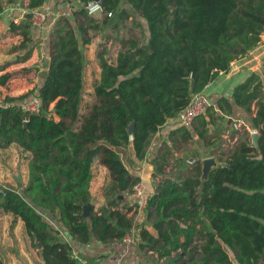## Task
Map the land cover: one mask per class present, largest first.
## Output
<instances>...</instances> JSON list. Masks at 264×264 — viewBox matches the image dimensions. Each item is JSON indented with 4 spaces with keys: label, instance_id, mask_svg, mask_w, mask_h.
<instances>
[{
    "label": "trees",
    "instance_id": "obj_1",
    "mask_svg": "<svg viewBox=\"0 0 264 264\" xmlns=\"http://www.w3.org/2000/svg\"><path fill=\"white\" fill-rule=\"evenodd\" d=\"M44 1L29 0L28 10ZM89 1L80 0L81 7L71 16L56 20L42 85L0 101V148L16 144L32 155L25 187L0 189V213L23 222L32 244L40 246L43 264H83L45 215L83 244L92 237L104 244L120 241L133 228L130 209L118 206L121 195L132 193L140 178L129 172L120 151L131 147L136 159H144L152 135L177 117L193 94L228 71L233 60L256 47L264 31V0H126L145 20L147 39L140 43L137 36L127 35L119 39L116 56L97 52L100 71L88 101L82 46L90 41L88 29L95 32L109 21L107 15L99 22L89 15L84 7ZM100 2L105 11L129 17L120 0ZM30 17L24 13L22 22L12 24L22 38L13 48L25 49L19 60L31 54ZM9 77V72L1 74L0 85ZM263 88L261 75L252 72L234 86L232 101L221 97L216 107L196 118L193 129L171 131L174 145L187 143L194 134L212 148L210 126L218 127L237 106L259 133V152L249 146L246 131L232 149L216 157L225 165L214 167L208 180L200 181L201 159L183 176L159 179L144 206L154 233L142 226L136 242L164 259L162 264H264ZM30 97L40 100L39 112L22 109ZM170 151L166 147L161 162ZM95 158L111 179L103 187L107 203L99 211L93 209L89 190Z\"/></svg>",
    "mask_w": 264,
    "mask_h": 264
},
{
    "label": "crops",
    "instance_id": "obj_2",
    "mask_svg": "<svg viewBox=\"0 0 264 264\" xmlns=\"http://www.w3.org/2000/svg\"><path fill=\"white\" fill-rule=\"evenodd\" d=\"M28 1L29 0H14L8 2V0H0V75L5 72L10 73V77L6 84L0 85V101L6 96L16 97L28 92L34 87L38 88L42 85L49 64L50 38L54 24L61 15L71 16L72 11L81 7L80 0H45L40 8L46 13V20L40 27L35 28L31 26L28 42L31 54L26 60H19L18 56H21L25 49L13 48V46L17 45L22 38L18 34V30H12V24H17L24 20V13L28 10ZM120 8L125 9L129 13L128 18H119L118 14L115 12L109 17L108 24L105 26H102L95 32L91 29L87 30L90 41L82 46V54L84 58V81L86 88L90 87L91 89L93 79L98 78L99 76L100 68L98 66L96 55L100 48H98L97 45L103 40H108L110 43L115 42L116 46H118L116 50L117 54V51L121 48L119 39H124L127 37L128 33L134 32V27L130 26L128 29L129 32H125L124 35L122 33L123 25L132 20V15H136V20L146 28L145 20L137 12H134L126 0H120ZM102 16L103 15H94L93 18L99 22ZM116 54L114 56H116ZM263 62L264 48L257 49L254 47L245 56L233 60L230 63L228 71L220 72L214 80L204 87L201 93L209 99L211 106L213 107H216V102L221 97H225L232 101L231 92L234 86L244 82L252 72L259 73L264 82V73L262 71ZM87 72L90 73L88 87L86 84ZM233 108V114L232 116H229L232 121H229V117H226V120L222 118L216 123L217 126H230L235 120L234 117L250 124V117L242 108L237 106H234ZM175 120L176 118L168 119L158 131L152 135L144 159H136L131 147L122 150V152L120 151V157L129 172L140 178V183H142L144 187L145 198L152 195L155 191L157 183L151 173L153 172L154 174V171L160 172L158 170L156 171V167H158L159 170H162L161 168H163L162 166L164 164V162H161L162 153L165 151L166 147L173 151L174 141L172 139L174 136H170V134L171 131L177 129L176 127H172ZM248 126L250 127V125ZM212 127L213 126L211 125L209 129L210 131L212 130ZM222 137L225 139L224 135ZM192 139L196 140H193L194 144L190 143ZM192 139L187 142V145L189 146L188 150H194L193 153H196V150L204 153V150L211 149L210 147H205L198 137ZM231 139L235 140L233 144L235 146L239 139L238 134L232 136ZM12 145L14 144H11L6 148H0V154L5 153L8 148H13ZM198 147H202V149L199 150ZM19 149L23 151L20 147ZM171 151L165 160H171L172 157H176V155L173 156ZM25 152L29 154L28 151ZM124 154L127 162H125L122 157ZM205 155L214 156L209 154ZM204 157L206 156H201V159ZM159 162L161 163L157 166V163ZM2 163L3 162L0 159V169L1 167H5V164L1 165ZM91 172L92 178L89 187L91 203L95 207L94 211H98V207L102 205V199L104 198H101V196L95 198L94 196L97 194L100 195L103 192V187L105 186L103 184V178L105 173L108 172V169L99 161V158H95L91 165ZM25 173L27 172L24 171L23 178H25ZM186 173L187 169L179 176H183ZM158 175L161 177L168 176L161 174ZM94 199L95 201H93ZM121 199V202L123 201L122 205L126 204L133 206V210L130 209L129 212V216L133 222V228L139 230L140 227L144 226L148 231L154 233L150 218H148L146 209L143 208L144 204L142 203V200L134 197L132 193L122 194ZM123 209L128 210L127 207L125 208L124 206ZM45 218L52 224V226L60 230L64 240H67L72 245L74 256H77L79 260H82L83 264H160L157 261L152 260L153 257L151 258L149 255L154 254L156 257L155 253L140 249L137 242L127 244L122 243L121 241H116L110 244H104L98 242L92 237L88 243L83 244L75 237L68 235L66 229L54 218L52 219L46 215ZM13 221L14 223L12 224ZM30 243L31 240L24 230L23 222L19 218L13 217L11 213H0V258L3 264H43L38 254L39 248L36 245V248L31 250L28 248L30 247ZM161 261L162 260L160 259V262Z\"/></svg>",
    "mask_w": 264,
    "mask_h": 264
},
{
    "label": "rangeland",
    "instance_id": "obj_3",
    "mask_svg": "<svg viewBox=\"0 0 264 264\" xmlns=\"http://www.w3.org/2000/svg\"><path fill=\"white\" fill-rule=\"evenodd\" d=\"M136 18H137L136 15H134V16L132 15V20H130L129 22H127L126 24L123 25V27H122L123 32L122 33L124 35L125 32L126 33L129 32L128 31L129 27L133 26L134 32L128 33L127 35L132 34L133 36H137L139 38L140 43H144L147 39V30L142 24H140L138 22V20H136ZM97 47L100 48L99 50H101V49L106 50L109 53V55H112V56H114L116 54V50L118 48V46H116L115 42L110 43L108 40H103L100 44L97 45ZM120 47H121V45H120ZM86 74H87L86 75L87 76L86 84L88 87L89 82H90V73L87 72ZM90 91H91L90 87L85 88V91H84L85 92L84 99H86L88 101H91V95L89 94ZM234 118H235V121L240 120L239 118H236V117H234ZM229 121H232V119L230 118ZM195 123H193V124L195 125ZM247 124L249 125V123H247ZM197 125H198V122H197ZM175 127L178 128L179 126H175ZM191 129H193V127ZM218 129L221 131H218V132L215 131ZM228 129H231V130H228ZM226 130H228V132H225ZM246 131L248 132V130L242 126L239 127V129L237 131H235L234 127H233V123H231L230 126H224V125H219L218 127L213 126L212 130L210 132H212V134H213L212 140L215 143L212 145L211 149L204 150V153H202V151L198 152V150H196L198 154L194 155L193 154L194 150H188V147H189L187 145L188 143H186V144L181 143L180 145H176V146L173 145V151H171V152H172L173 156L176 155V157H174V158L172 157L171 160H165L164 164L162 166L163 168H161L162 170H159L158 167H156V171L158 170L161 173L154 171V174L152 172L151 175L154 176L156 183L159 181V179L161 177L158 174L168 175L171 178H176L179 175H181L186 169H189L190 167L193 166L194 163L190 164L191 159H194L196 161L197 159H201V156H207L205 154H209L210 152H213L215 154L214 156L216 158V157L222 156L224 150L232 149L234 145L230 146L227 139L226 138L224 139L222 137L223 135H229L230 137H232V136H236V134H238V137H240ZM194 137H197V136L194 135ZM249 139H250V136H249ZM193 140H195V139H192L190 141L191 144H194ZM12 147L13 148H8V150L5 151V153L0 154V159L3 162L1 165L5 164V167H1V169H0V189L11 188V189H16L17 191H21V189L24 188L28 182V163L30 160V152H29V154H27L25 151H21L19 149V146H17L16 144L12 145ZM198 149L200 150V149H202V147L201 148L198 147ZM184 154H185V156H184ZM121 155H122V153H121ZM124 156H125V154L122 156L125 160ZM31 158H32V155H31ZM125 162H127V161L125 160ZM152 163H153V161H152ZM24 171L27 172V173H25V178H23ZM18 175H21L20 181L15 180V178ZM103 179H104V183H103L104 185H108L110 183L111 179H110L109 171L105 173ZM99 196H101V198H104V199H102V205L101 206L98 205L99 207L97 206L98 211H99V209H101V207L105 206L107 203V198L105 196L104 191L100 195L97 194L94 197L97 198ZM146 200H147V198H146ZM93 201H95V199ZM122 202L120 201V204L118 206L119 208L123 209V206H124L125 208L127 207V209L133 210V206H129L126 204L122 205ZM144 206H145V204H144ZM144 206H143V208H144ZM28 248H30L31 250H34L36 248V246L33 245L31 242L30 247H28ZM146 255H147V253H146ZM149 255L151 256V258L153 257L152 260L157 261L160 264L165 262L164 259H161L162 261L160 262V259L158 258L157 254H156V257L154 256V254H149Z\"/></svg>",
    "mask_w": 264,
    "mask_h": 264
},
{
    "label": "built area",
    "instance_id": "obj_4",
    "mask_svg": "<svg viewBox=\"0 0 264 264\" xmlns=\"http://www.w3.org/2000/svg\"><path fill=\"white\" fill-rule=\"evenodd\" d=\"M85 9L89 15H107L108 17L112 16L111 11H105L103 9V6L101 5L100 0H90L85 4ZM30 12L31 17V26L32 27H40L42 23L46 20V13L40 8L38 9H33V10H27L25 13ZM17 22L16 20H14ZM257 49H263L264 48V31L260 34L259 41L256 45ZM211 103L209 99L200 93H196L192 95V98L189 102V104L180 111V113L177 115L175 123L172 125V127L175 126H182L190 129L193 126L194 121L196 120L197 117L202 115L206 108L210 107ZM21 107L25 112L28 113H37L40 111L41 105H40V100L37 97H30L29 99L25 100L24 102L21 103ZM233 127L234 130L237 131L239 127H245L249 132L255 131V129H251L247 123H245L243 120H238V121H233ZM228 132V131H227ZM224 137L227 139L228 143L230 146L234 144V139H231L229 135H224ZM195 163L194 159L190 160V164ZM132 194L134 197L142 200V203L145 204L146 198L144 197V187L143 184L138 182L137 184L134 185ZM138 230H135L132 228L129 232H127L121 239L120 241L122 243H135L136 240L138 239ZM76 259L79 260L77 256H74ZM82 261V260H79Z\"/></svg>",
    "mask_w": 264,
    "mask_h": 264
},
{
    "label": "water",
    "instance_id": "obj_5",
    "mask_svg": "<svg viewBox=\"0 0 264 264\" xmlns=\"http://www.w3.org/2000/svg\"><path fill=\"white\" fill-rule=\"evenodd\" d=\"M40 10H42L40 8ZM263 93V102H264V88L262 90ZM134 128L133 123L129 127V131H132ZM258 138H259V133L257 131H253L250 133V143L249 146L252 148H255L259 152V147H258ZM224 162H218L214 156H206L201 159V175H200V181L204 182L208 180L209 173L214 167L218 166H224ZM20 175L15 178L16 181H20ZM89 207L90 204H87L83 207V213L82 215L86 217L89 214ZM37 247L39 248V244H37Z\"/></svg>",
    "mask_w": 264,
    "mask_h": 264
}]
</instances>
